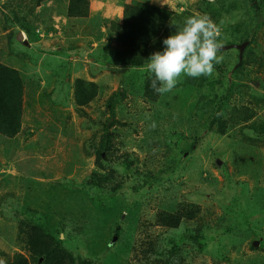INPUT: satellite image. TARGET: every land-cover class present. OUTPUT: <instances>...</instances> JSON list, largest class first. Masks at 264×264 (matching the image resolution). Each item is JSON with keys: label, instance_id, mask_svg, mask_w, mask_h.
I'll return each instance as SVG.
<instances>
[{"label": "trees", "instance_id": "1", "mask_svg": "<svg viewBox=\"0 0 264 264\" xmlns=\"http://www.w3.org/2000/svg\"><path fill=\"white\" fill-rule=\"evenodd\" d=\"M205 1L203 0L202 6L205 5ZM51 2L55 3L56 7L65 6V14L68 22L71 23V27L63 30L66 39V42H63L64 47H58V44L49 37L43 39L41 43L39 32L35 34L31 31V28L35 29L31 23L32 17L35 16L34 9L48 7ZM91 2L92 0H34L32 8L11 5L9 8L0 9V146L4 148V154L12 155L10 156L12 160L19 159L16 150L19 148L18 141L23 132L26 111L33 110L36 100L49 111L55 110L56 105H59L52 98L54 92L52 82L54 78L60 76L51 67L49 73H43V77H40L34 74L35 72H31L32 67L27 66L29 65L27 52L14 53L15 48L12 46L19 43L17 39L19 31L8 29V17L11 18L13 25L26 33L27 40H22V47L24 43L27 44L25 51H28L32 45L36 46L40 43V57L46 52L64 57L67 52L78 51L80 40L77 37L76 26L74 30L72 27L76 21L85 20L90 16L93 12ZM250 3L257 20L255 26L264 24V0H250ZM120 6L122 12L119 21L111 22L116 24H112L109 29L111 33L108 37L115 45L110 64L117 68H145L146 60L151 54L149 49L156 44L155 41L161 34L168 32L166 27L171 22L173 12L140 1H136L135 4L124 3ZM37 12L41 17L44 11L40 9ZM109 22L110 20L106 18L101 20L102 25ZM246 42L249 45L242 51L234 49L240 57L242 56V62L238 67L234 65L231 73H241L245 70L249 74H255L256 68L264 70V50H260L259 55L251 45L253 40L249 38ZM226 43L228 45V42ZM242 44L244 43L238 45ZM62 50L65 52H61ZM228 50L233 51V48L227 49L226 52ZM61 67L66 69V65ZM69 76L67 71L65 77L69 78ZM203 78L198 80L187 77L185 81L187 84L202 88L203 82L206 81V78ZM255 79L257 81L258 76ZM42 82L45 85L42 86ZM225 93L210 101V107L208 106L209 108L204 111L200 109L204 96H199L193 108L195 112L193 111L191 118H186L171 111H161L153 105L162 95L154 93L147 76L139 95L144 102L154 106L151 115L147 112V116H151L150 122L155 123V128H150L153 122L147 124L142 139L135 142L138 153L124 150L125 141L119 131L110 129V126L116 124V120L111 123V118L105 123L94 124L96 129L90 137L79 135L76 139V141L82 140L81 144L77 145L79 151L86 156L94 157V170L86 176L84 183H88L89 189L115 196L117 191L126 185L119 171L121 163L125 165L126 170L133 173L135 190L143 188L144 184L157 181L165 173H174L181 164H177L175 157L171 155L168 138L174 129L179 128L186 129L192 136L183 152L192 153L198 142L207 135L214 134L216 138L225 142L231 141L236 147L237 156L233 161L240 168L250 171V179L258 181V178H261L264 181V113L259 112L264 106V99L251 96V102L246 99L237 100L229 87ZM100 96V85L96 82L77 78L71 83L73 109L81 118H88V113L85 111L87 107H94L96 110L104 106L113 114L117 101L125 100L124 93L119 89L111 93L102 105L97 106ZM62 101L68 104V97L63 96ZM138 117L135 115L136 119ZM62 127V131L66 132V124H62ZM55 128L51 129L56 130ZM23 134L26 138L33 135L26 131ZM172 135L174 136L175 133ZM181 136L179 142L185 140L183 133ZM94 138L97 141L94 142ZM33 150L37 151L38 148ZM139 154L144 155L140 164H138ZM182 158L181 155L179 159ZM249 166L253 167L252 172ZM44 173L43 171L22 173L18 177V193L7 192L0 195V219L3 223L0 235L10 239L0 247V261L3 264H108L116 254L108 256L104 263L97 262L93 256L98 250L113 248L125 256L124 259L121 258L120 264H185L188 257L200 254L192 244L200 249V240H203L202 231L213 228L212 221L205 219L206 214L202 213L201 208L195 203L178 202V193L174 192L176 186L167 182L169 180L161 182L158 189H154L146 200L139 198L132 205L120 201L109 207L104 203L95 202L86 213H83L85 208L82 207L81 214L78 215L79 221H75L71 217L72 212L66 211L68 195L62 183H48L49 186L46 187L35 180L47 178ZM57 187H60V193L54 192L58 190ZM5 208L11 209L6 211ZM150 208L156 209L153 214L150 213ZM262 208L264 211V206ZM72 223L76 224L75 230L83 238L79 240H84V246L89 252L88 257L75 255L64 242L66 224ZM182 227L185 228L184 237L187 239L182 238L183 234L179 239L171 238L167 240V244L160 245L159 240L165 234L178 231ZM104 229H108V234L98 236ZM8 230L14 232L13 240L12 234L6 235ZM60 234H63L64 238H61ZM98 241L101 243L96 247L95 243ZM186 243L190 247L183 246ZM127 245H129L128 250ZM251 248L254 249L253 246ZM259 249L264 250L260 247ZM130 251L133 257L128 260L127 254ZM191 252H194L193 255ZM137 253L140 258L137 257Z\"/></svg>", "mask_w": 264, "mask_h": 264}, {"label": "rangeland", "instance_id": "2", "mask_svg": "<svg viewBox=\"0 0 264 264\" xmlns=\"http://www.w3.org/2000/svg\"><path fill=\"white\" fill-rule=\"evenodd\" d=\"M136 1L157 5L173 12L171 22L166 27L168 32L161 34L155 41L156 44L150 47L149 53L151 54L162 51L163 39L174 35L176 30L183 27L186 18L195 15L207 14L219 28L223 42L220 54L223 55L224 60L216 65L213 76L204 77L206 81L203 82V87L197 88L187 84L185 81L187 77L182 75L180 83L172 91L162 95L156 104H153L157 109L191 118L199 96H204L200 106V109L204 111L210 107V101L225 95L228 87L232 89L237 100L246 99L251 102V96L264 99V70L256 68L255 74H249L245 70H240L241 73H231L233 66L238 67L242 62V56L240 57V54L238 55L235 51H239L238 47L241 45L238 44L244 43L242 45L245 49L249 45L246 41L250 38L253 40L251 45L256 49L257 54L260 55V50H264V24L255 26L257 20L251 9L250 0H206L203 6V0H92L93 12L85 20L76 21L72 27L73 30L75 26L77 28V37L80 40L78 51L67 52L64 57L59 54L50 55L48 52L40 57V43L36 46L32 45L30 50L25 51L27 44L24 43L22 47V40H27L26 33L13 25L11 18L8 17V29H13L14 32L19 31L17 32L19 43L12 46L15 48L14 53L27 52L29 62L27 66L32 67L31 72L43 77V73H49L51 71L49 68L53 67L59 73L60 78L56 77L52 82L54 85L52 98L59 105H56L55 110L49 111L36 100L37 103L33 105V110L26 111L23 132L18 141L19 148L16 150L18 160H12L10 158L12 155L4 154V148L0 146V195L7 192L17 194L18 177L22 173L43 171L45 172L43 175L47 178L35 180L46 187L54 182H61L68 195L66 211H71L72 219L79 221L78 215L81 214L82 207L85 208L83 213H86L95 202L104 203L109 207H113L120 201L132 205L139 198L146 200L154 189H158L161 182L169 180L167 182L176 186L174 192L178 193V202L195 203L201 208V212L206 214L205 219L211 220L213 225L212 229L202 231L203 240H200V249L192 244L200 254L188 257L185 264H264V250L259 249V247L264 248V211L262 208L264 206V181L261 178H258V181L250 179V171L240 168L233 161L237 155H235L236 147L231 141L225 142L216 138L214 134H209L198 142L199 144L195 146L192 153L183 152L192 136L184 128L174 129L172 134L175 133V135L171 134L168 144L171 155L175 157L177 164H181V167L174 173H165L157 181L144 184L143 188L135 190L133 173L126 170L125 165L121 163L119 171L126 185L118 190L115 196L89 189L88 183H84L86 176L94 170V157L86 156L79 151L80 148L77 145H80L82 141H76L79 135L90 137L96 129L94 124L105 123L111 118V123L113 124L116 120V124L110 126V129L119 131L118 133L125 141L124 150L138 153L135 142L142 139L147 124L150 125L153 122H150L151 116L148 117L147 112L151 115L154 106L144 102L139 95L143 82L148 76L145 68L113 67L110 61L115 45L112 44L114 41L109 39L111 33L109 23L101 24L102 18L118 20L117 15L121 16L120 5L135 4ZM11 5L32 8L34 0H0V9L9 8ZM40 9L44 11L41 17L37 12ZM34 12L35 16L32 17L31 23L35 29L31 28V31L35 34L39 32L41 43L43 39L46 40L49 37L51 41L58 44V47H64L63 42L66 39L63 30L71 27L65 14V6L57 5L56 7V4L51 2L48 7L36 8ZM19 35L22 37L19 38ZM51 36H56V38H51ZM89 43L92 45L90 46ZM231 48L233 51L228 50V54L226 50ZM224 63L229 65L226 66ZM62 65H66V69H63ZM67 71H69V78L65 77ZM34 74L30 73V75ZM256 76L259 78L257 81ZM77 78L100 85L101 98H98L100 101L97 106L102 105L111 93L119 89L124 93L125 100L117 101L113 114L104 106L96 110L94 107H87L85 111L88 113V118H81L75 113L71 99V83ZM201 78L203 76L196 79ZM41 85L45 84L42 82ZM63 96L68 97V104L62 101ZM259 112L264 113V106L259 109ZM135 115L139 117L136 119ZM62 124H66V132L62 131ZM52 127H56V130H52ZM25 131L33 135L26 138L23 134ZM181 133L185 140L179 142L182 139ZM95 141L97 139L94 138ZM33 148H38V150L35 151ZM181 155L183 158L180 160ZM143 156L139 154L138 164L142 162ZM130 159L133 160V158ZM249 168L252 172L253 167L249 166ZM57 189L54 192L60 193V187ZM113 197L118 199L115 200ZM10 209L5 208L6 211ZM155 210L150 208V213L153 214ZM120 224L122 225L121 221ZM2 225L0 219V228L3 229ZM75 227L76 224H66L64 242L75 255L88 257L89 252L84 246V240H79L83 238ZM184 231L185 228L182 227L178 231L165 234L159 240L160 245L167 244V240L171 238L179 239L183 234L182 238H186ZM10 234L13 240L15 234L8 230L6 235ZM102 234H108V229H104L98 236ZM63 236L60 234L61 238H64ZM8 240L10 239L7 236L0 235V247ZM100 241L95 243L96 247L101 243ZM254 242L258 243L256 247ZM183 246L190 247L188 243ZM128 247L129 245H127V250ZM113 254H116V257L108 264H120L121 258H125L124 254H120L115 248L98 250V253L92 256L97 262L104 263L107 257ZM132 257L133 253L128 252V260ZM137 257L140 258L138 253Z\"/></svg>", "mask_w": 264, "mask_h": 264}, {"label": "clouds", "instance_id": "3", "mask_svg": "<svg viewBox=\"0 0 264 264\" xmlns=\"http://www.w3.org/2000/svg\"><path fill=\"white\" fill-rule=\"evenodd\" d=\"M163 50L152 53L144 66L154 93L172 91L181 77H211L223 62V42L216 23L207 14L186 18L184 25L162 41ZM155 128V123L150 125ZM0 264H3L0 261Z\"/></svg>", "mask_w": 264, "mask_h": 264}, {"label": "crops", "instance_id": "4", "mask_svg": "<svg viewBox=\"0 0 264 264\" xmlns=\"http://www.w3.org/2000/svg\"><path fill=\"white\" fill-rule=\"evenodd\" d=\"M120 8V7H119ZM121 10H120V13L122 12V7L120 8ZM119 18H120V14H118L117 15V19L118 20H116L115 22H118L119 21ZM114 20H110V22H109V27L112 25V24H116V23H111V22H113ZM102 28H104V26H102Z\"/></svg>", "mask_w": 264, "mask_h": 264}, {"label": "water", "instance_id": "5", "mask_svg": "<svg viewBox=\"0 0 264 264\" xmlns=\"http://www.w3.org/2000/svg\"><path fill=\"white\" fill-rule=\"evenodd\" d=\"M22 37V35H19V38H21ZM243 48H244V45H241V46H239L238 47V49L240 50V51H242L243 50ZM257 242H254V246L256 247L257 246Z\"/></svg>", "mask_w": 264, "mask_h": 264}]
</instances>
